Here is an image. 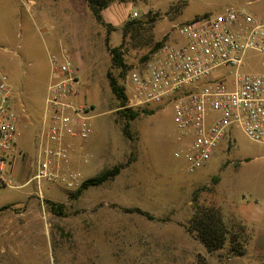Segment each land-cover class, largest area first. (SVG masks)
<instances>
[{
  "label": "rangeland",
  "instance_id": "obj_1",
  "mask_svg": "<svg viewBox=\"0 0 264 264\" xmlns=\"http://www.w3.org/2000/svg\"><path fill=\"white\" fill-rule=\"evenodd\" d=\"M226 8L264 20V0H114L103 12L110 27L94 19L84 0H0V71L23 115L7 165L9 185L0 187V264H264V144L234 127L212 158L188 173L173 155L187 139H178L171 106L148 103L142 107L151 112L126 120L107 76L132 92L128 69L112 63L107 36L132 68L157 43L182 40L175 24ZM130 20L135 24L124 34ZM62 51L74 61L73 100L87 106L92 132L74 139L69 161L59 165V175L76 173L72 186L60 177L39 185L33 177L44 98L55 73L50 57ZM240 71L264 73V54L246 52ZM114 166L120 171L113 178L77 193L84 180ZM197 205L220 214L243 255L230 253L228 238L223 248L208 251L187 230ZM240 205L260 221L240 216Z\"/></svg>",
  "mask_w": 264,
  "mask_h": 264
},
{
  "label": "built area",
  "instance_id": "obj_2",
  "mask_svg": "<svg viewBox=\"0 0 264 264\" xmlns=\"http://www.w3.org/2000/svg\"><path fill=\"white\" fill-rule=\"evenodd\" d=\"M173 28L181 41L175 37L162 41L141 65L127 71L133 88L127 106H171L178 139H187L173 155L184 160L188 173L203 167L234 127L264 144V73L240 71L246 52L264 54V21L226 8ZM50 60L55 73L44 98L33 178L40 185L60 177L72 186L76 173L59 175V165L69 161L74 139L91 135L90 117L87 106L73 100L77 79L72 57L62 51V56L53 54ZM18 124H23L22 112L17 110L8 75L0 71V187L9 185L7 165L21 136Z\"/></svg>",
  "mask_w": 264,
  "mask_h": 264
},
{
  "label": "trees",
  "instance_id": "obj_3",
  "mask_svg": "<svg viewBox=\"0 0 264 264\" xmlns=\"http://www.w3.org/2000/svg\"><path fill=\"white\" fill-rule=\"evenodd\" d=\"M84 1L87 3L91 11V14L95 20L101 24L110 27V23H106L104 21L102 12L103 10L108 8L114 2V0H84ZM133 24H135V20L128 21L123 27V33L125 34V29L129 28V26H133ZM105 42L108 47L107 49H109V52L111 54L112 63L122 68L125 67V69L127 68L129 70L131 66L126 67L125 63L123 62V56L120 51V48L109 45V36L106 37ZM160 44L161 42L157 43L155 45L156 47L154 50H156L160 46ZM149 56L150 55H147L145 57V60ZM126 71H122V72L125 73ZM107 76H108L110 88L119 103L118 113L123 118H125L126 120H133L137 118L141 113L151 112V111H147L146 108H143L142 106L141 107L127 106L126 104L128 100V93L122 86L119 85L116 77L112 76L110 73H108ZM122 131L124 134L127 135L128 130L125 126L122 128ZM119 171H120V166H114L110 169L100 171L95 176L89 177L86 180H84L77 189V193H80L83 191V189L89 188L91 186H99L103 184L107 180L117 175ZM4 208L5 207L0 208V210ZM134 210L143 213V211H141V209L139 208H135ZM187 230L192 234H194L195 237L199 240V242L208 251H216L223 248L224 242L228 238L229 239L228 250L230 251L231 254L240 256L243 255L245 252L244 247L238 243L237 236L232 233H229V230L226 228L224 222L222 221L220 214L217 211L213 210L212 208L200 207L199 205H197L190 218L189 226Z\"/></svg>",
  "mask_w": 264,
  "mask_h": 264
},
{
  "label": "crops",
  "instance_id": "obj_4",
  "mask_svg": "<svg viewBox=\"0 0 264 264\" xmlns=\"http://www.w3.org/2000/svg\"><path fill=\"white\" fill-rule=\"evenodd\" d=\"M107 9V8H106ZM105 9V10H106ZM105 10H103V12L105 11ZM103 12H102V14H103ZM255 15V14H254ZM256 17H258V18H260L262 21H264L262 18V15H260V14H256L255 15ZM241 206V208L239 209V214H240V216H242L243 218H245L246 220L248 219H250V220H253V218H255L258 222L260 221L259 220V217H258V215H256V213H255V211H253V210H251V209H249L248 207H245L244 205H240ZM244 210V211H243ZM255 220V221H256ZM259 228H260V225H259ZM264 228V227H263ZM263 230V229H262Z\"/></svg>",
  "mask_w": 264,
  "mask_h": 264
}]
</instances>
